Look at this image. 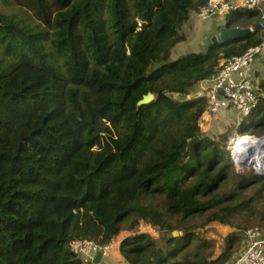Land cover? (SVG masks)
<instances>
[{"label": "trees", "instance_id": "trees-1", "mask_svg": "<svg viewBox=\"0 0 264 264\" xmlns=\"http://www.w3.org/2000/svg\"><path fill=\"white\" fill-rule=\"evenodd\" d=\"M206 1L0 0V264H87L74 242L140 222L159 236L125 238L128 264H227L238 218L264 226V176L238 170L228 134L203 133L196 93L263 41L262 12H230L224 25L255 30L174 59ZM255 113L262 135L264 98ZM214 223L235 228L219 255L197 231Z\"/></svg>", "mask_w": 264, "mask_h": 264}, {"label": "built area", "instance_id": "built-area-1", "mask_svg": "<svg viewBox=\"0 0 264 264\" xmlns=\"http://www.w3.org/2000/svg\"><path fill=\"white\" fill-rule=\"evenodd\" d=\"M237 9L262 12L258 26L262 30L263 41L243 54L224 60L220 71L209 80L210 83L205 88H201V95H206L209 99L208 112L213 118L231 107H235L243 118L251 117L264 98L260 81L253 73L254 61L264 52V0H207L198 10L197 16L201 20L215 19L224 24L230 12ZM236 135L229 137L231 144ZM250 137L257 140L258 148L253 150L254 152L264 149V136ZM251 167L256 173L264 176V171H260L257 162L252 163ZM245 233L244 247L236 255L233 264H264V239L261 237V228L250 227ZM113 247V242L101 246L93 241L81 239L73 243L72 250L89 264L98 251H103L104 255H107Z\"/></svg>", "mask_w": 264, "mask_h": 264}, {"label": "rangeland", "instance_id": "rangeland-1", "mask_svg": "<svg viewBox=\"0 0 264 264\" xmlns=\"http://www.w3.org/2000/svg\"><path fill=\"white\" fill-rule=\"evenodd\" d=\"M213 20H215V19H213ZM251 28H254V27H251ZM217 30L218 29L215 25H209V21L201 20V19L197 18V16L195 15L194 17H191L190 20L184 25L182 32L186 34V36L188 37V39L190 41H192L191 44L194 45L195 47H197L195 49H206L208 47V45L210 44L212 36L214 34H216ZM251 121H252L251 117L246 118V121L243 122V124H244L243 130L244 131L241 130L242 128L238 131L241 133H250L251 130H250L249 126L251 124ZM202 131L205 135H206V133H208L207 130L205 129V125H203V123H202ZM222 131L224 133L228 134V137H227V139H228L227 140L228 141L227 146H228L230 144L229 137L234 133L233 129L230 127H227V128H223ZM247 169L253 170L252 168H247ZM196 222H200V219H198ZM237 222H238L239 226H241L243 228L244 231L246 229H248L250 227H254V226L263 227L260 219H246V218L241 216L238 218ZM128 225H129V222H128ZM197 231L201 232V233L203 232V234H205L207 237L215 239L217 241V245H216L217 251H218V248H221L222 246L226 245V242H225L227 239L226 237L233 232V231L229 232V229L226 231L222 228L218 229L217 227H214V225L209 226L208 228L201 229V230L198 229ZM143 232H149L155 237L159 236L158 231L146 222H140V224H138L133 230L125 228L122 231V233L117 238H115V240L113 241L114 247L109 250V252L107 254L108 257H107L106 262L108 264H124L125 262H127V260L123 257V255L120 251V246H121L123 240L125 238H127L128 236H133L135 234H139V233H143ZM226 232H229V233L225 234ZM174 234L176 236H178L180 233H179V231H175ZM236 244L237 243H235V245ZM241 247H239L237 249L235 255L238 254ZM106 262L104 264H106Z\"/></svg>", "mask_w": 264, "mask_h": 264}, {"label": "crops", "instance_id": "crops-1", "mask_svg": "<svg viewBox=\"0 0 264 264\" xmlns=\"http://www.w3.org/2000/svg\"><path fill=\"white\" fill-rule=\"evenodd\" d=\"M197 18H199V17L197 16ZM207 21H209V25H215L217 27V29L220 27V25H222L221 23H219L218 20L209 19ZM191 43H192V41H190L188 39L187 41L181 42L178 45H176V47L173 49L172 57L174 59H176L179 56H181L182 54H186L189 52H198V51L204 50V49H195L197 47H195ZM253 73H254V77L258 81L261 82L262 80H264V52L260 56H258V58L254 61ZM209 83H210L209 80L204 81V83H200V85H198V87H197L196 93L198 95H201V88L202 87L205 88ZM245 121H246V118H243L240 115L239 111L235 107H231V108L223 110L215 118H213L209 114L208 111L205 113V115L203 117V125H205V129L208 132V133H206V132L205 133H206V135L211 136V137L212 136L215 137V136H218V135L224 133L222 131V129L227 128V127L232 128L234 133L239 132L238 130H240L241 128H242L241 130H243V126H244L243 122H245ZM250 127L251 126H249V128ZM262 135H264V134H262ZM240 137L243 138V135L236 137L234 141H236L237 138H240ZM242 138H240L241 142H242ZM212 225H214V227H217L218 229L222 228L225 231L229 229V232H232L235 230V228H231L229 226L221 225L219 223H214ZM212 225H210V226H212ZM260 228H261V237L264 239V226L260 227ZM229 232H226L225 234H228ZM220 253H221V248H218L217 255H219ZM235 256L227 264H233V259L235 258ZM107 257H108L107 255H105L103 257L102 264H104L107 261ZM106 264H108V263L106 262ZM124 264H128V262H125Z\"/></svg>", "mask_w": 264, "mask_h": 264}, {"label": "water", "instance_id": "water-1", "mask_svg": "<svg viewBox=\"0 0 264 264\" xmlns=\"http://www.w3.org/2000/svg\"><path fill=\"white\" fill-rule=\"evenodd\" d=\"M255 29L252 28H242V27H228L226 25H221L216 34L212 36L211 41L214 43L217 42H226V41H231V40H240L251 34ZM155 98L153 93H149L146 95L143 99V103H149L153 101ZM199 138H196L191 141L189 150L192 148V145L198 140ZM257 143V142H256ZM259 143V142H258ZM248 152V150H247ZM189 154V151L187 152L186 155ZM251 153H247L245 151V154L243 156H239L236 158L237 160V165L239 168L245 169L250 167V163H248L247 160L250 158ZM252 160V159H251ZM104 257V252L103 251H98L97 254L95 255L93 259V264H101L102 259Z\"/></svg>", "mask_w": 264, "mask_h": 264}, {"label": "bare ground", "instance_id": "bare-ground-1", "mask_svg": "<svg viewBox=\"0 0 264 264\" xmlns=\"http://www.w3.org/2000/svg\"><path fill=\"white\" fill-rule=\"evenodd\" d=\"M240 138H237L236 141H234L235 138L233 139V143L231 145V151L233 156L235 158L243 156L245 154V151L248 150V153H251L250 158H248L249 160H247L248 163L252 164L254 162H257L260 165V171H264V149H261L260 151L257 150V152H254L253 150L258 148V146L256 145L257 140H252L250 135L243 136L242 142L240 141Z\"/></svg>", "mask_w": 264, "mask_h": 264}, {"label": "clouds", "instance_id": "clouds-1", "mask_svg": "<svg viewBox=\"0 0 264 264\" xmlns=\"http://www.w3.org/2000/svg\"><path fill=\"white\" fill-rule=\"evenodd\" d=\"M250 28H251V27H250ZM255 115H256V113H255L253 116H251V118H253ZM235 134H237V135H236L234 138H236V137H238V136H240V135H244V134H248V135H250V136H251V135H256V134L241 133V132H240V133H239V132H235V133H233L232 135H235ZM232 135H231V136H232ZM257 136H264V135H257ZM231 145H232V144L230 143V144L227 146V149H228V151H229V153H230V156L232 157L233 161L235 162V164H236L238 170H242V168H239L238 165H237V160H236V158H238V157L235 158V157L233 156V154H232V151H231ZM247 153H248V152H247V150H246V154H247ZM249 168H252L251 165H250ZM245 169H247V168H245ZM252 169H253V168H252ZM253 171H254V169H253ZM254 172H255V171H254ZM255 174L260 175V174H258V173H256V172H255ZM262 176H263V175H262ZM104 256H105V255H104ZM92 263H93V260H92Z\"/></svg>", "mask_w": 264, "mask_h": 264}]
</instances>
